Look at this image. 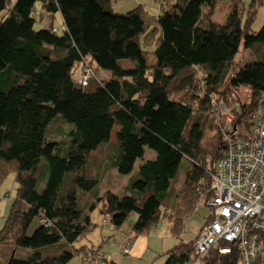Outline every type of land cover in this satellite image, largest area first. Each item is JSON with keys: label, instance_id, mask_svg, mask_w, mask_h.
<instances>
[{"label": "trees", "instance_id": "16d2710c", "mask_svg": "<svg viewBox=\"0 0 264 264\" xmlns=\"http://www.w3.org/2000/svg\"><path fill=\"white\" fill-rule=\"evenodd\" d=\"M110 1L0 0V182L14 172L17 184L0 245L10 239L14 254L28 250L4 264H67L79 253L86 263L85 252L100 247L74 245L96 227V209L112 229L135 212L134 237L162 218L180 236L185 219L206 207L224 155L214 105L231 108L240 127L264 95V23L249 30L264 0H231L222 24L211 18L216 0H156L153 16L140 6L115 14ZM36 9L58 13L61 32L52 22L35 29ZM242 50L252 54L243 64ZM75 67L90 70L85 87ZM242 87L247 102L237 99ZM97 150L101 173L128 177L123 193L99 192L105 174L89 169ZM182 159L194 169L180 178ZM194 240L177 243L164 264H185ZM200 264L241 259L233 247L229 255L216 247Z\"/></svg>", "mask_w": 264, "mask_h": 264}, {"label": "built area", "instance_id": "2783aa9c", "mask_svg": "<svg viewBox=\"0 0 264 264\" xmlns=\"http://www.w3.org/2000/svg\"><path fill=\"white\" fill-rule=\"evenodd\" d=\"M90 70L84 69L79 83L85 87ZM221 129L224 155L210 175L211 196L205 205L210 221L196 235L185 264H200L212 248L222 255L232 247L241 264H264V95L257 101L251 117L236 127L234 113L223 104L214 105ZM226 242L224 247L218 246ZM129 242L125 245L127 250ZM88 264L109 261V256L88 249L82 256Z\"/></svg>", "mask_w": 264, "mask_h": 264}, {"label": "rangeland", "instance_id": "374dc122", "mask_svg": "<svg viewBox=\"0 0 264 264\" xmlns=\"http://www.w3.org/2000/svg\"><path fill=\"white\" fill-rule=\"evenodd\" d=\"M251 0H241L246 7L250 4ZM231 0H216L211 18L216 23H224L226 14L228 12V6ZM137 6H140L142 10L149 15L153 16L159 12V3L156 0H111L109 2V8L115 14H125ZM36 22L35 29L48 28L50 22L60 33L62 30V21L60 15L57 13L53 17L48 16L46 13H42L40 9H36ZM264 23V6H257L253 21L250 22L249 30L257 32L260 30ZM242 64L252 59V54L248 50H242L239 56ZM237 57V59L239 58ZM255 59V58H254ZM255 61V60H254ZM95 72V71H94ZM98 79H104L106 74L100 71L95 72ZM82 72L79 68L75 67L73 71V78L76 82L80 80ZM237 99L242 102L249 100V90L247 87L239 89ZM114 142V136L110 138V143ZM224 150V148H223ZM100 150L93 153L94 166L90 164L91 174H105L104 180L99 188V192L102 193L106 189L116 193H123L124 187L127 184L128 177L119 175L115 170H108L105 173H101L102 160L100 159ZM152 156L151 152L145 153V159H149ZM91 162V163H92ZM137 164L139 162L137 161ZM136 164V166H137ZM136 166L134 170L136 171ZM194 166L186 159H182L180 162L177 175L183 178L184 173L192 172ZM179 180L173 183V189L181 187ZM17 184L15 183L14 172H9L0 182V230H2L6 216L11 208L13 199L15 198ZM177 191V190H174ZM89 200L88 197H86ZM210 216V211L204 205H198L194 212L189 215L183 224V232L180 236H175L171 231V223L167 219H159L158 222H152L146 232L134 237L132 233V227L137 219V214L131 212L124 223L117 229H112L107 221V225L102 226L104 216L99 209H96L91 214L93 224L96 225L94 230L80 242L74 245L77 249L81 246H93L100 247L102 253L106 256H110V261L101 264H164L167 260V255L170 249H172L181 240L188 241L194 239L195 236L202 229L205 220ZM38 226V221L34 220L28 229V235H32L33 231ZM129 242L127 250H125L126 243ZM11 240H6L0 245V264H4L10 257L25 258L28 250L18 248L14 254ZM67 264H86L81 259V254L75 255L71 261Z\"/></svg>", "mask_w": 264, "mask_h": 264}, {"label": "crops", "instance_id": "0c3cea01", "mask_svg": "<svg viewBox=\"0 0 264 264\" xmlns=\"http://www.w3.org/2000/svg\"><path fill=\"white\" fill-rule=\"evenodd\" d=\"M152 157H153V155L150 158H152Z\"/></svg>", "mask_w": 264, "mask_h": 264}]
</instances>
